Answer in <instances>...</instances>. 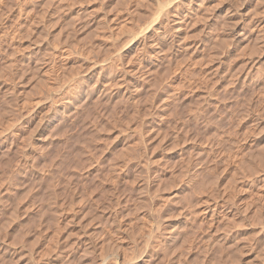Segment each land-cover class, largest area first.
<instances>
[{
	"label": "rangeland",
	"instance_id": "rangeland-1",
	"mask_svg": "<svg viewBox=\"0 0 264 264\" xmlns=\"http://www.w3.org/2000/svg\"><path fill=\"white\" fill-rule=\"evenodd\" d=\"M263 127L264 0H0V264H264Z\"/></svg>",
	"mask_w": 264,
	"mask_h": 264
},
{
	"label": "bare ground",
	"instance_id": "bare-ground-1",
	"mask_svg": "<svg viewBox=\"0 0 264 264\" xmlns=\"http://www.w3.org/2000/svg\"><path fill=\"white\" fill-rule=\"evenodd\" d=\"M48 2H49V1H48ZM48 2H47V3H48ZM241 84H242V83H241ZM247 101H248V100H247ZM243 102H244V101H243ZM240 103H241V102H240ZM245 105H246V104H245ZM247 106H248V105H247ZM239 107H241V106H239ZM246 108H247V107H246ZM252 108H253V107H252ZM240 109H241V108H240ZM247 110H248V109H247ZM241 112H243V111H241ZM246 115H247V114H246ZM243 116H244V115H243ZM241 119H242V118H241ZM239 121H240V119H239ZM261 126H262V125H261ZM215 127H216V126H215ZM263 128H264V127H263ZM213 131H215V130H213ZM215 132H216V131H215ZM215 141H216V140H215ZM215 144H216V143H215ZM204 146H205V145H204ZM210 146H211V145H210ZM224 146H225V145H224ZM220 147H221V146H220ZM225 148H226V147H225ZM208 149H209V148H208ZM221 150H222V149H221ZM225 150H226V149H225ZM218 151H219V150H218ZM207 152H208V151H207ZM260 153H261V152H260ZM205 154H206V153H205ZM255 154H256V153H255ZM263 154H264V153H263ZM249 156H250V155H249ZM254 156H255V155H254ZM262 156H263V155H262ZM223 158H224V157H223ZM223 158H222L221 160H223ZM246 158H247V157H246ZM257 158H258V157H257ZM260 158H261V157H260ZM260 158H259V159H260ZM254 159H255V157H254ZM244 160H246V159H244ZM211 161H212V160H211ZM223 161H224V160H223ZM257 161H258V160H257ZM261 161H263V160H261ZM212 162H213V161H212ZM212 162H211V163H212ZM241 162H242V161H241ZM244 162H245V161H244ZM244 162H243V163H244ZM247 162H248V161H247ZM251 162H252V161H251ZM209 163H210V162H209ZM221 163H222V162H221ZM243 163H242V164H243ZM207 164H208V163H207ZM216 164H217V163H216ZM226 164H227V163H226ZM245 164H246V163H245ZM214 165H215V164H214ZM218 165H220V164H218ZM246 165H247V164H246ZM250 165H252V164H250ZM198 166H199V165H198ZM202 166H203V165H202ZM238 166H239V165H238ZM207 167H208V165H207ZM207 167H206V168H207ZM232 167H233V166H232ZM247 167H249V166L247 165ZM217 168H218V167H217ZM237 168H238V167H237ZM243 168H244V167H243ZM250 168H251V167H250ZM209 169L211 170L210 166H209ZM213 169H214V168H213ZM222 169H223V168H222ZM225 169H226V168H225ZM225 169H224V170H225ZM238 169H240V168H238ZM244 169H245V168H244ZM246 169H247V168H246ZM255 169H256V168H255ZM219 170H220V169H219ZM253 170H254V169H253ZM256 170H257V169H256ZM184 171H185V170H184ZM205 171H206V170H205ZM231 171H232V170H231ZM235 171H236V170H235ZM248 171H252V170H248ZM248 171H247V172H248ZM221 172H222V171H221ZM241 172H242V171H241ZM256 172H257V171H256ZM256 172H255V173H256ZM186 173H187V172H186ZM205 173H206V172H205ZM205 173H204V175H205ZM239 173H240V171H239ZM242 173H243V172H242ZM242 173H241V174H242ZM259 173H260V172H259ZM200 174H201V173H200ZM206 174H209V173H206ZM217 174H218V173H217ZM229 174H230V173H229ZM231 174H233V173H231ZM248 174H249V172H248ZM221 175H222V174H221ZM221 175H220V176H221ZM224 175H225V174H224ZM238 175H239V174H238ZM242 175H243V174H242ZM246 175H247V174H246ZM249 175H250V174H249ZM251 175H252V174H251ZM262 175H263V174H262ZM205 176H206V175H205ZM208 176H209V175H208ZM213 176H214V175H213ZM232 176H234V175H232ZM200 177H201V176H200ZM203 177H204V176H203ZM214 177H215V176H214ZM214 177H213V178H214ZM217 177H218V176H217ZM227 177H228V176H227ZM243 177H244V176H243ZM204 178H205V177H204ZM206 178H207V177H206ZM211 178H212V177H211ZM228 178H229V177H228ZM250 178H251V177H250ZM231 179H234V178H231ZM246 179H247V178H246ZM252 179H253V178H252ZM260 179H261V178H260ZM186 180H187V179H186ZM194 180H195V179H194ZM194 180H193V181H194ZM227 180H228V179H227ZM229 180H230V178H229ZM238 180H239V179H238ZM225 181H226V180H225ZM235 181H236V180H235ZM240 181H241V180H240ZM197 182H198V181H197ZM203 182H204V181H203ZM205 182H206V181H205ZM226 182H227V181H226ZM237 182H238V181H237ZM251 182H252V181H251ZM201 183H202V182H201ZM208 183L210 184V181H209ZM208 183H207V186H208ZM215 183H216V181H215ZM232 183H233V182H232ZM234 183H235V182H234ZM228 184H229V183H228ZM244 184H245V183H244ZM261 184H262V183H261ZM205 185H206V184H205ZM226 185H227V184H226ZM239 185H240V184H239ZM241 185H243V184H241ZM198 186H199V184H198ZM200 186H201V184H200ZM209 186H210V185H209ZM213 186H214V185H213ZM215 186H216V185H215ZM215 186H214V187H215ZM224 186H225V185H224ZM232 186H234V184H233ZM263 186H264V185H263ZM214 187H213V188H214ZM238 187H239V186H238ZM210 188H212V187H210ZM225 188H226V187H225ZM228 188H230V187L228 186ZM233 188H234V187H233ZM239 188H240V187H239ZM239 188H238V189H239ZM261 188H262V187H261ZM226 189H227V188H226ZM230 189H231V188H230ZM210 190H213V189H210ZM218 190H219V189H218ZM222 190H223V189H222ZM239 190H240V189H239ZM249 190H250V189H249ZM191 191H192V190H191ZM200 191H201V190H200ZM200 191H198V192H200ZM235 191H236V190H235ZM237 191H238V190H237ZM255 191H256V190H255ZM193 192H194V191H193ZM196 192H197V191H196ZM218 192H219V191H218ZM221 192H222V191H221ZM227 193H228V192H227ZM233 193H235V192H233ZM233 193H232V194H233ZM195 194H196V193H195ZM210 194H211V193H210ZM216 194H217V193H216ZM211 195H212V194H211ZM233 195H234V194H233ZM251 195H252V194H251ZM207 196H208V195H207ZM235 196H236V195H235ZM220 197H221V196H220ZM230 197H231V196H230ZM232 197H233V196H232ZM263 197H264V196H263ZM209 198H210V197H209ZM212 198H213V197H212ZM248 198H249V197H248ZM252 198H253V197H252ZM232 199H233V198H232ZM239 199H240V198H239ZM253 199H254V198H253ZM262 199H264V198H262ZM196 200H197V199H196ZM202 200H203V199H202ZM205 200H206V199H205ZM257 200H258V199H257ZM257 200H256V201H257ZM212 201H213V200H212ZM240 201H241V200H240ZM250 201H251V200H250ZM250 201H249V203H250ZM256 201H255V203H256ZM197 202H198V201H197ZM206 202H207V201H206ZM206 202H205V203H206ZM209 202H210V200H209ZM232 202H233V201H232ZM238 202H239V201H238ZM245 202H246V201H245ZM225 203H226V202H225ZM249 203H248V204H249ZM251 203H252V202H251ZM235 204H236V203H235ZM213 205H214V207L216 206V204H213ZM244 206H245V205H244ZM210 207H211V206H210ZM214 207H213V209H214ZM254 207H255V206H254ZM244 208H245V207H244ZM209 209H210V208H209ZM213 209H211V210H213ZM241 209H242V208H241ZM254 209H255V208H254ZM261 209H262V208H261ZM205 210H206V209H205ZM239 210H240V209H239ZM259 210H260V209H259ZM203 211H204V210H203ZM240 211H241V210H240ZM242 211H243V210H242ZM245 211H246V210H245ZM236 212H237V211H236ZM236 212H235V213H236ZM227 213H228V212H227ZM230 213H231V212H230ZM209 214H210V213H209ZM242 214H243V213H242ZM255 214H256V213H255ZM258 214L260 215V213H258ZM258 214H257V215H258ZM261 214H262V213H261ZM244 215H245V214H244ZM255 216H256V215H255ZM224 217H227V216H224ZM229 217H231V216H229ZM257 217H258V216H257ZM257 217H256V218H257ZM220 218H221V217H220ZM254 218H255V217H254ZM261 218H263V217H261ZM227 220H228V219H227ZM256 220H257V219H256ZM259 220H261V219H259ZM69 221H70V220H69ZM69 221H68V222H69ZM93 221H95V220H93ZM108 221H110V220H108ZM113 221H114V220H113ZM231 221H232V219H231ZM89 222H90V221H89ZM89 222H88V223H89ZM128 222H129V221H128ZM146 222H147V221H146ZM157 222H158V221H157ZM159 222H161V221H159ZM159 222H158V223L155 222V223H156V224H159ZM200 222H201V221H200ZM200 222H199V223H200ZM233 222H234V221H233ZM1 223H2V222H1ZM108 223H109V222H108ZM248 223H249V222H248ZM252 223H253V222H252ZM65 224H66V221H65ZM86 224H87V223H86ZM89 224H90V223H89ZM93 224H94V223H93ZM99 224H100V223H99ZM105 224H106V222H105ZM111 224H112V223H111ZM142 224H143V223H142ZM142 224H141V225H142ZM147 224H148V223H147ZM164 224H165V223H164ZM221 224H222V223H221ZM226 224H227V223H226ZM226 224H225V225H226ZM236 224H237V221H236ZM256 224H257V223H256ZM256 224H255V225H256ZM6 225H7V224H6ZM18 225H19V224H18ZM25 225H26V224H25ZM30 225H31V224H30ZM94 225H95V224H94ZM127 225H128V224H127ZM141 225H140V226H141ZM143 225H144V224H143ZM143 225H142V227H143ZM148 225H149V224H148ZM239 225H240V224H239ZM239 225H238V226H239ZM0 226H2V225H0ZM26 226H27V225H26ZM26 226H25V227H26ZM44 226H45V225H44ZM87 226H88V224H87ZM116 226H117V225H116ZM119 226H120V225H119ZM128 226H129V225H128ZM140 226H139V227H140ZM196 226H197V225H196ZM198 226H199V225H198ZM227 226H228V224H227ZM2 227H3V226H2ZM38 227H39V226H38ZM79 227H80V226H79ZM96 227H97V226H96ZM104 227H105V226H104ZM144 227H145V226H144ZM155 227H156V226H155ZM159 227H160V226H158V228H159ZM199 227H200V226H199ZM210 227H211V226H210ZM228 227H229V226H228ZM241 227H243V226H241ZM34 228H35V227H34ZM45 228H46V227H45ZM115 228H116V227H115ZM148 228H149V227H148ZM148 228H147V229H148ZM158 228H157V230H158ZM160 228H161V227H160ZM184 228H185V227H184ZM21 229H22V228H21ZM54 229H55V228H54ZM80 229H81V228H80ZM94 229H95V228H94ZM117 229H118V227H117ZM119 229H120V228H119ZM200 229H201V228H200ZM233 229H234V228H233ZM57 230H58V229H57ZM96 230H97V229H96ZM101 230H102V229H101ZM143 230H144V229H143ZM151 230H152V229H151ZM157 230H156V231H157ZM162 230H163V229H162ZM236 230H237V229H236ZM259 230H260V229H259ZM30 231H31V230H30ZM37 231H38V230H37ZM70 231H71V230H70ZM85 231H86V230H85ZM91 231H92V234H93V230H91ZM99 231H100V230H99ZM111 231H113V230H111ZM114 231H117V230L115 229ZM114 231H113V234L115 233ZM127 231H128V230H127ZM147 231H148V230H147ZM149 231H150V230H149ZM152 231H153V230H152ZM173 231H174V230H172V232H173ZM176 231H177V230H176ZM23 232H24V230H23ZM88 232H89V231H88ZM88 232H87V233H88ZM94 232H95V231H94ZM119 232H120V231H119ZM140 232H141V231H140ZM144 232H145V231H144ZM154 232H155V231H154ZM161 232H162V231H161ZM169 232H170V231H169ZM174 232H175V231H174ZM181 232H182V231H181ZM184 232H185V230H184ZM234 232H235V231H234ZM234 232H233V233H234ZM36 233H37V232H36ZM100 233H101V232H100ZM110 233H112V232H110ZM145 233H146V232H145ZM152 233H153V232H152ZM204 233H205V232H204ZM224 233H226V232H224ZM229 233H230V232H229ZM7 234H8V233H7ZM73 234H74V233H73ZM85 234H86V232H85ZM90 234H91V233H90ZM143 234H144V233H143ZM143 234H142V235H143ZM146 234H147V233H146ZM148 234H149V233H148ZM148 234H147V235H144V236L146 237V236H148ZM155 234H156V233H155ZM160 234H161V233H160ZM168 234H169V233H168ZM177 234H178V233H177ZM181 234H183V233H181ZM250 234H251V233H250ZM254 234H255V233H254ZM263 234H264V233H263ZM35 235H36V234H35ZM53 235H54V234H53ZM53 235H52V236H53ZM55 235H56V234H55ZM86 235H87V234H86ZM94 235H95V234H94ZM107 235H109V233H108ZM114 235H116V234H114ZM230 235H231V234H230ZM248 235H249V234H248ZM74 236H75V235H74ZM80 236H81V235H80ZM97 236H99V235H97ZM97 236H96V237H97ZM100 236H101V235H100ZM116 236H117V235H116ZM133 236H134V235H133ZM150 236H152V235H149L147 238H148V239H151V238H149ZM166 236H167V235H166ZM222 236H223V235H222ZM246 236H247V235H246ZM3 237H4V236H3ZM91 237H92V236H91ZM154 237H155V235H154ZM154 237H153V238H154ZM196 237H197V236H196ZM207 237H208V236H207ZM215 237H216V236H215ZM231 237H232V236H231ZM243 237H244V236H243ZM243 237H242V238H243ZM257 237H258V236H257ZM9 238H10V237H9ZM18 238H20V237H18ZM54 238H55V237H54ZM82 238H83V237H82ZM108 238H109V237H108ZM115 238H116V237H115ZM120 238H122V237H120ZM141 238H144V237H140L139 239L141 240ZM147 238H146V239H147ZM159 238H160V237H159ZM174 238H175V237H174ZM174 238H173V239H174ZM182 238H183V236H182ZM218 238H219V237H218ZM245 238H246V237H245ZM13 239H14V238H13ZM45 239H46V238H45ZM56 239H57V238H56ZM79 239H80V238H79ZM86 239H87V238H86ZM98 239H99V238H98ZM105 239H106V238H105ZM133 239H134V237L132 238V240H133ZM148 239H147V240H148ZM164 239H165V238H164ZM168 239H170V238H168ZM183 239H184V238H183ZM203 239H204V238H203ZM243 239H244V238H243ZM1 240H2V239H1ZM14 240H16V239H14ZM14 240H13V241H14ZM88 240H89V237H88ZM95 240H96V239H95ZM95 240H94V241H95ZM107 240H109V239H107ZM107 240H105V243H106ZM110 240H111V239H110ZM110 240H109V241H110ZM115 240H116V239H115ZM126 240H127V239H126ZM136 240H137V239H136ZM144 240H145V238H144ZM144 240H142V241H144ZM147 240H145V241L147 242ZM152 240H153V239H152ZM156 240H158V238H157ZM159 240H160V239H159ZM181 240H182V239H181ZM250 240H251V239H250ZM259 240H260V239H259ZM13 241H12V242H13ZM25 241H26V240H25ZM52 241H53V240H52ZM84 241H85V240H84ZM113 241H114V240H113ZM117 241H118V239H117ZM122 241H123V240H122ZM134 241H135V240H134ZM137 241H138V240H137ZM142 241H141V242H142ZM145 241H144V242H145ZM221 241H222V240H221ZM237 241H238V240H237ZM12 242H11V243H12ZM19 242H20V240H19ZM86 242H87V241H86ZM101 242H104V241H101ZM110 242H111V241H110ZM120 242H121V241H120ZM135 242H136V241H135ZM135 242H134V247H135V244H136ZM144 242H143V243H144ZM158 242H159V241H158ZM170 242H171V241H170ZM179 242H180V239H179ZM179 242H178V243H179ZM249 242L251 243V241H249ZM14 243H15V241H14ZM14 243H12V244H14ZM29 243H30V242H29ZM41 243H42V242H41ZM82 243H83V242H82ZM84 243H85V242H84ZM89 243H90V242H89ZM114 243H115V242H114ZM150 243H151V241H150ZM150 243H149V246H151V249H153V247H154V248H155V247H158V246H153V247H152V244L150 245ZM161 243H163V241H162ZM161 243H160V244H161ZM175 243H176V242H175ZM227 243H228V242H227ZM17 244H18V243H17ZM20 244H21V243H20ZM50 244H51V243H50ZM106 244H107V243H106ZM108 244H109V243H108ZM108 244H107V245H108ZM116 244H117V243H116ZM120 244H121V243H120ZM128 244H129V242H128ZM141 244H142V243H141ZM141 244H140V245H141ZM160 244H159V245H160ZM168 244H169V243H168ZM212 244H213V243H212ZM228 244H229V243H228ZM263 244H264V243H263ZM263 244H262V245H263ZM4 245H5V244H4ZM6 245H7V244H6ZM8 245H9V242H8ZM58 245H59V244H58ZM61 245H62V244H61ZM78 245H79V244H78ZM89 245H91V244H89ZM126 245H127V244H126ZM131 245H132V244H131ZM143 245H144V244H143ZM153 245H155V244H153ZM156 245H157V244H156ZM161 245H163V244H161ZM180 245H181V244H180ZM225 245H226V244H225ZM246 245H247V243H246ZM260 245H261V244H260ZM11 246H12V245H11ZM11 246H10V247H11ZM30 246H31V245H30ZM80 246H81V245H80ZM87 246H88V245H87ZM87 246H86V247H87ZM94 246H95V245H94ZM102 246H103V245H102ZM104 246H105V245H104ZM111 246H112V243H111ZM111 246L109 245V247H111ZM116 246H117V245H116ZM121 246H122V245H121ZM141 246H142V245H141ZM165 246H166V245H165ZM165 246H164V248H165ZM206 246H207V245H206ZM217 246H218V245H217ZM240 246H241V245H240ZM4 247H5V246H4ZM33 247H34V246H33ZM48 247H49V244H48ZM59 247H60V246H59ZM66 247H67V246H66ZM82 247H83V246H82ZM84 247H85V246H84ZM89 247H90V246H89ZM122 247H123V249H124L125 246H122ZM127 247H128V245H127ZM136 247H137V246H136ZM172 247H173V246H172ZM177 247H178V245H177ZM180 247H181V246H180ZM246 247H247V246H246ZM262 247H263V246H262ZM262 247H261V248H262ZM6 248H7V247H6ZM6 248H5V249H6ZM13 248H14V247H13ZM45 248H46V247H45ZM56 248H57V247H56ZM87 248H88V247H87ZM101 248H102V247H101ZM103 248H104V247H103ZM105 248H106V247H105ZM115 248H118V247H115ZM128 248H129V247H128ZM142 248H143V247H142ZM159 248H160V247H159ZM166 248H169V247H166ZM170 248H171V247H170ZM183 248H184V246H183ZM218 248H219V247H218ZM222 248H223V247H222ZM227 248H228V247H227ZM233 248H235V247H233ZM251 248H252V247H251ZM53 249H54V248H53ZM62 249H63V248H62ZM75 249H76V248H75ZM81 249H82V248H81ZM83 249H84V248H83ZM85 249H86V248H85ZM85 249H84V250H85ZM89 249H90V248H89ZM89 249H88V250H89ZM120 249H122V248L120 247ZM133 249H134V248H133ZM133 249H132V251H133ZM138 249H139V248H138ZM138 249H137V250H138ZM181 249H182V248H181ZM187 249H188V248H187ZM238 249H240V248H238ZM241 249H242V248H241ZM49 250H50V249H49ZM65 250H66V249H65ZM78 250H79V248H78ZM98 250H100V249H98ZM105 250H108V249L106 248ZM113 250L116 251V249H113ZM139 250H140V249H139ZM141 250H142V249H141ZM144 250H145V249H144ZM156 250H158V248H157ZM170 250H171V249H170ZM207 250H208V249H207ZM218 250H220V249H218ZM234 250H235V249H234ZM69 251H70V250H69ZM100 251H101V250H100ZM111 251H112V248H111ZM132 251H131L130 256H129V254H128V256L130 257V259H129L128 256H127V257H128V260H127L126 257H122L121 264H124V263L127 262V261L129 262V260H130L129 264H143L144 260H143V258H142V255H140V254H136L135 252H132ZM146 251H147V250H146ZM171 251H172V250H171ZM176 251H177V249H176ZM203 251H204V250H203ZM205 251H206V249H205ZM220 251H221V250H220ZM240 251H241V250H240ZM261 251H263V250H261ZM2 252H3V251H2ZM6 252H7V251H6ZM8 252H9V251H8ZM47 252H48V251H47ZM57 252H58V251H57ZM60 252H61V251H60ZM62 252H63V251H62ZM62 252H61V253H62ZM85 252H86L85 254H87V249L85 250ZM88 252H89V251H88ZM112 252H113V251H112ZM127 252H128V251H127ZM129 252H130V251H129ZM154 252H155V251H154ZM159 252H160V249H159ZM233 252H234V251H233ZM247 252H248V251H247ZM247 252H246V253H247ZM263 252H264V251H263ZM37 253H38V252H37ZM43 253H44V252H43ZM76 253H77V252H76ZM79 253H80V252H79ZM92 253H93V251H92ZM99 253H100V252H99ZM99 253H98V254H99ZM104 253H107V254H108V252H105V251H104ZM121 253H122V251H121ZM125 253H126V252H125ZM139 253H140V252H139ZM141 253H143V252L141 251ZM161 253H162V250H161ZM179 253H180V252H179ZM9 254H10V253H9ZM59 254H60V253H59ZM62 254H63V253H62ZM73 254H74V252H73ZM83 254H84V253H83ZM83 254H82V255H83ZM98 254H97V255H98ZM114 254H115V253H114ZM116 254H117V253H116ZM126 254H127V253H126ZM167 254H168V253H167ZM224 254H225V253H224ZM227 254H228V253H227ZM232 254H233V253H232ZM234 254H235V253H234ZM236 254L238 255V253H236ZM236 254H235V255H236ZM241 254H242V253H241ZM259 254H260V253H259ZM20 255H21V254H20ZM78 255H79V254H78ZM100 255H101V254H100ZM102 255H103V254H102ZM159 255H160V254H159ZM165 255H166V253H165ZM168 255H170V253H169ZM168 255H166V256H168ZM173 255H174V254H173ZM181 255H183V254H181ZM253 255H254V253H253ZM56 256H57V255H56ZM79 256H80V255H79ZM89 256H90V253H89ZM91 256H92V255H91ZM145 256H147V255H145ZM154 256H155V255H154ZM163 256H164V255H163ZM222 256H223V255H222ZM232 256H233V255H232ZM232 256H231V257H232ZM257 256H258V255H257ZM10 257H11V256H10ZM64 257H65V256H64ZM66 257H67V256H66ZM66 257H65V258H66ZM103 257H104V256H100L99 259L102 261V260L104 259ZM168 257H169V256H168ZM182 257H183V256H182ZM227 257H228V256H227ZM233 257H234V256H233ZM235 257H236V256H235ZM260 257H261V256H260ZM4 258H5V257H4ZM51 258H52V257H51ZM93 258L95 259V257H93ZM97 258H98V257H97ZM151 258H153V257H151ZM151 258H150V259H151ZM166 258H167V257H166ZM174 258H176V257H174ZM177 258H178V257H177ZM59 259H60V258H59ZM62 259H63V258H62ZM109 259H110V257H109ZM243 259H244V258H243ZM250 259H252V258H250ZM258 259H259V258H258ZM261 259H262V258H261ZM47 260H48V259H47ZM126 260H127V261H126ZM147 260H149V258H148ZM171 260H173V259H171ZM176 260H177V259H176ZM247 260H248V259H247ZM259 260H260V259H259ZM60 261H61V260H60ZM64 261H65V260H64ZM73 261H74V260H73ZM154 261H155V260H154ZM161 261H162V260H161ZM167 261H168V260H167ZM209 261H210V260H209ZM260 261H261V260H260ZM52 262H53V261H52ZM71 262H72V261H71ZM85 262H86V261H85ZM85 262H84V263H85ZM95 262H96V261H95ZM111 262H112V260H111ZM149 262H150V261H149ZM157 262H158V261H157ZM159 262H160V261H159ZM164 262H165V261H164ZM164 262H163V263H164ZM211 262H212V261H211ZM228 262H229V260H228ZM232 262H233V260H232ZM241 262H242V261H241ZM261 262H262V261H261ZM63 263H64V262H63ZM66 263H67V262H66ZM91 263H92V262H91ZM91 263H90V264H91ZM96 263H97V262H96ZM119 263H120V262H119ZM146 263H147V262H146ZM155 263H156V262H155ZM169 263H170V262H169ZM171 263H172V261H171ZM174 263H175V262H173V264H174ZM209 263H210V262H209ZM238 263H239V262H238ZM238 263H237V264H238ZM246 263H248V261H247ZM250 263H251V262H250ZM51 264H52V263H51ZM64 264H65V263H64ZM104 264H105V263H104ZM107 264H108V263H107ZM111 264H112V263H111ZM125 264H126V263H125ZM151 264H152V263H151ZM153 264H154V263H153ZM156 264H157V263H156ZM159 264H161V262H160ZM212 264H213V263H212ZM225 264H226V262H225ZM239 264H240V263H239ZM248 264H249V263H248ZM251 264H252V263H251ZM261 264H262V263H261Z\"/></svg>",
	"mask_w": 264,
	"mask_h": 264
}]
</instances>
